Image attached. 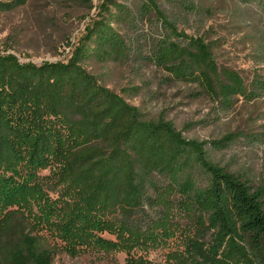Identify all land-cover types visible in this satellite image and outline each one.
<instances>
[{
    "label": "rangeland",
    "instance_id": "rangeland-1",
    "mask_svg": "<svg viewBox=\"0 0 264 264\" xmlns=\"http://www.w3.org/2000/svg\"><path fill=\"white\" fill-rule=\"evenodd\" d=\"M0 1L7 5L0 10V53L41 64L64 63L78 53L87 29L100 19V5L110 0ZM113 1L117 6L110 9L112 16L101 32L107 31L106 36L119 33L127 50L123 53L117 44L113 50L112 40L90 42L81 54L82 66L100 85L136 107L143 122L164 121L189 140L224 141L221 147L208 150L210 160L259 192L264 203V84H255L258 79L264 82V0ZM149 2L157 5L176 34L147 8ZM197 38L210 45L225 84L231 82L223 68L245 81L246 97L231 96V104L212 98L200 84L179 81L168 66L147 59L157 42L159 47L171 42L184 51L189 40ZM63 116L69 123L67 142L84 143L76 132L83 120L70 108ZM90 147L105 153L111 149L108 139ZM46 152L25 143L16 150L14 165L0 167V194L7 188L27 187L35 195L25 205L0 212V264H188L182 251L192 228L185 214L172 219L169 212L148 203L157 197L156 189L171 183L169 174L136 158L146 202L134 208L123 202L114 205L107 215L109 223L96 225L89 221L94 210L87 199L90 188L75 190ZM183 169L194 181L191 193L205 197L209 178L190 161ZM159 215L169 221L170 240L146 250L133 246L131 231H145ZM204 216L206 225L217 232L213 212L205 211ZM29 240L33 249L26 244ZM223 252L224 245L217 250L221 256ZM228 264L242 263L233 256Z\"/></svg>",
    "mask_w": 264,
    "mask_h": 264
},
{
    "label": "trees",
    "instance_id": "trees-1",
    "mask_svg": "<svg viewBox=\"0 0 264 264\" xmlns=\"http://www.w3.org/2000/svg\"><path fill=\"white\" fill-rule=\"evenodd\" d=\"M115 4L113 0L103 1L99 7L100 19L87 29L78 53L67 62L35 64L22 62L13 53H0V167L6 169L14 165L16 150L25 143L33 145L37 151L45 149L48 156L55 158L60 172L65 173L64 180L75 185V190L90 188L87 199L94 210L89 221L101 225L108 222L112 206L123 202L134 208L146 202L141 195L136 168V158H141L148 166L161 168L172 178L171 183L155 190L157 197L148 203L166 210L172 219L179 213L185 214L192 228L182 251L188 264H228L233 256L242 264H264L261 195L214 165L208 155L210 148H219L224 141L189 140L164 121L143 122L136 107L100 85L82 66L80 57L90 42L112 40L113 50L116 44L122 46L123 53L127 50L124 37L119 33L106 36L107 31L101 32ZM146 6L176 34L155 3L149 2ZM6 8L0 1V10ZM157 43L148 61L168 66V71L179 81L200 84L207 96L223 98L228 104L232 103L231 96H247L245 81L234 71L223 68L224 77L231 83L223 82L210 45L202 38L190 39L184 51L171 42L160 47ZM255 84L264 82L258 79ZM66 108L84 122L76 129L84 137L80 145L73 146L65 139L69 127L63 116ZM100 139H108L111 148L108 153L90 147ZM189 161L209 178L205 197L191 193L194 181L184 175L183 169ZM9 190L0 194V212L35 199L30 188ZM205 211L213 212L217 232L206 225ZM168 222L166 216L159 215L145 231L133 229V246L146 250L160 242L166 244L171 238ZM107 226L104 224L106 230ZM26 244L34 248L32 240ZM223 245L221 256L217 250Z\"/></svg>",
    "mask_w": 264,
    "mask_h": 264
}]
</instances>
